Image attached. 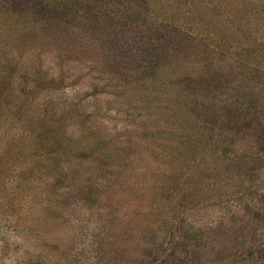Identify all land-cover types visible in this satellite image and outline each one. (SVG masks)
Instances as JSON below:
<instances>
[{"label":"rangeland","instance_id":"obj_1","mask_svg":"<svg viewBox=\"0 0 264 264\" xmlns=\"http://www.w3.org/2000/svg\"><path fill=\"white\" fill-rule=\"evenodd\" d=\"M177 1L183 7V1ZM185 1L189 13L199 14L216 30L196 33L198 41L212 36V74L209 68L205 86L198 90L203 93L197 95L201 104L195 100L189 113L207 123L179 125L195 132L191 143L198 155L190 153L188 144L176 163L172 156L156 162L150 153L158 140L152 143L145 133L149 129L163 136L159 131L167 128L162 75L156 73L140 94L133 84L148 76L142 77L135 67L128 79L123 66L116 65L122 60L108 62L111 54L84 42L83 29L63 46L57 40L49 45L43 40L14 41L12 34L0 32V59L8 53L17 57L23 66L22 84L38 91L39 101L53 97L55 110L76 100L88 103V112L96 103L112 108L103 122L64 126L66 140L73 147L82 145L74 154L85 153L86 161L96 155L104 162L129 161L134 166L92 210L74 208L71 202L60 209H43L30 194L14 195L13 186L24 179L19 156L14 164L7 155L9 141L1 116L5 99L0 92V264H147L144 259L155 252L157 243L156 250L162 247L169 262L161 264H264V0H209L212 6L208 0ZM151 20L157 22L155 17ZM73 23L82 26L79 19ZM208 57L201 59V66L207 65ZM53 85L55 90H48ZM207 96L212 113L203 111ZM177 110L179 114L183 107ZM104 137L107 140L99 146ZM85 165L94 170L93 162ZM182 169L195 174V182L185 175L186 197L169 207L162 192L165 197ZM98 209L102 211L94 215Z\"/></svg>","mask_w":264,"mask_h":264},{"label":"trees","instance_id":"obj_2","mask_svg":"<svg viewBox=\"0 0 264 264\" xmlns=\"http://www.w3.org/2000/svg\"><path fill=\"white\" fill-rule=\"evenodd\" d=\"M181 1L183 7H180L177 0H0V32L2 36L12 34L14 41L43 40L49 45L52 40H57L63 46L69 43V39L80 34L78 29H83L87 38H83L84 42L97 44L99 49L111 54L108 62L113 63L117 58L122 60V65L117 61L116 65L119 69L123 66V74L128 79L132 77L131 72L135 71V67L142 70V77L148 76L133 84L140 88V94L141 90L144 92L149 88L145 84H150V79L155 81L156 73L162 75L168 99L163 106L167 128L159 131L163 136L156 135L157 131L151 133L149 129L145 133L151 136V142L158 140L157 144H153L155 150L150 153L156 162L163 156H172L171 162L176 163L180 162V155H183L182 148L187 149L188 144L191 145L190 153L198 155V147L195 150L196 146L191 143V136L195 137V132L179 125L192 124L190 128H193L197 126V121L202 124L206 122L201 118L193 119V115L189 113V106L194 105L195 100L199 103L197 95L203 93L198 90L205 86L209 68L212 74V36L210 41H198L196 33L209 34L216 30L214 24H204L207 20L202 19L199 14L189 13L186 1ZM209 4L211 5L210 2ZM154 17L157 22L151 20ZM76 19L80 20L82 26L73 23ZM191 23L197 27H192ZM164 42L167 46L169 44V48ZM109 48L115 51L106 50ZM219 52L217 49L216 53ZM60 55L61 53L58 56L62 57ZM1 56L4 58L0 59V92L5 99L1 116L6 123L5 136L9 141L7 155L11 162L14 160V164L19 156L24 179L17 187L13 186V194H30L34 198L33 203L38 202L43 209L52 205L60 209L63 204L71 202L74 208L85 210L86 207L87 210H92L103 200L102 194L109 193L116 187V182L121 181L134 166L129 161L104 162L96 155L86 161L88 155L84 156L83 152H78L76 156L73 152L75 147L82 145L73 147V142L70 140V144L64 137L63 128L82 121L89 124L88 120L103 122L106 113L112 108L106 106L104 109L96 103V109L88 112L85 108L88 103L76 100L55 110L52 105L53 97H41L43 101H39L40 97L36 96L38 91L34 88L27 89L22 84L23 75L20 73L23 66L17 57L11 53ZM206 56H209L204 62L207 65L201 66L200 61ZM140 66H144V69H140ZM8 70L9 76L6 74ZM133 79H137V76ZM55 85L48 86V90H55ZM209 87V91H212V86ZM153 90L151 88V92ZM136 94L134 92V96ZM149 99L152 100L151 97L147 98L148 101ZM200 104L201 102L198 105ZM182 107L183 111L176 114L175 111ZM202 107L203 111L212 113V99H208V96L203 98ZM98 119L99 122H96ZM104 139L107 140L106 137L101 139L99 146L104 144ZM62 157L68 162H61ZM85 162H93L94 170H86ZM63 165L68 167L64 168ZM185 175L191 184L195 182V174L188 175L182 169L176 173L174 184L164 191L165 197L162 192V200L169 207L176 206L175 200L178 197H186L183 191ZM49 179L53 182L48 181ZM172 196L176 199H172ZM179 206H183L182 203ZM101 211L102 209H98L93 214H100ZM105 214L109 216V223H112L114 218L110 216L111 212ZM57 217L55 220L59 223V214ZM172 234L173 232L170 233ZM157 244L153 246L155 252L151 251V255L144 259L147 264L167 262L166 252L162 251V247L156 250Z\"/></svg>","mask_w":264,"mask_h":264}]
</instances>
